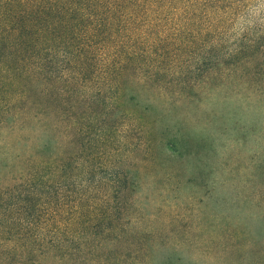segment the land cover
<instances>
[{"label":"clouds","instance_id":"clouds-1","mask_svg":"<svg viewBox=\"0 0 264 264\" xmlns=\"http://www.w3.org/2000/svg\"><path fill=\"white\" fill-rule=\"evenodd\" d=\"M177 7L199 11L203 20L196 19L192 29L195 43L158 71L121 75L116 70L123 57L114 64L120 54L103 46L55 69L52 99L64 114L46 124L52 145L45 151L60 167L47 175L19 165L8 172L0 185V249L6 253L0 264L44 249L83 250L100 257L98 264L109 255L116 264H264V204L242 212L209 205V214L226 223L213 220L207 231H185L166 220L194 203L190 185L207 193L227 173V151L219 146L226 130L253 119L264 123V84L249 91L225 68L245 43L264 39V0H199ZM249 8L258 15L238 37L231 21ZM73 112L86 115L67 121ZM43 143L34 138L37 149ZM24 195L36 203L31 216L17 212L21 204L28 207ZM56 200L75 207L69 205L72 216L54 229L49 216Z\"/></svg>","mask_w":264,"mask_h":264},{"label":"trees","instance_id":"trees-1","mask_svg":"<svg viewBox=\"0 0 264 264\" xmlns=\"http://www.w3.org/2000/svg\"><path fill=\"white\" fill-rule=\"evenodd\" d=\"M185 3L199 0H0V185L18 165L39 169L46 175L60 167L45 151V146L51 150L52 145V138H46L45 133L46 124L64 114L52 99L50 88L52 74L62 60L66 67L70 66L71 61L87 59L103 46L120 54L113 58L114 64L123 57L125 62L116 70L121 75H127L129 69L137 70L134 74L152 72L153 68L158 71L161 65L177 59L184 46L195 43L197 33L192 29L196 19L203 20V14L177 7ZM257 15L255 8L237 14L231 21L232 33L243 37ZM146 64L150 67L143 68ZM225 68L249 91L264 84V39L245 43L237 59ZM81 81L85 78L81 77ZM85 115L73 112L65 119L81 121ZM241 125L240 139L245 143L253 140L255 149L248 159L233 158L229 153L223 160L227 173L207 192L217 194L220 211L242 212L264 204V123L253 119ZM75 131L68 129V134ZM34 138L44 141L41 148L35 147ZM22 199L28 207L21 204L17 212L31 216L36 203L29 195ZM3 201L0 192V210L4 208ZM69 205L70 200H65L64 205L59 200L50 205L54 216H49V221L54 229L64 226L72 216ZM210 215L215 223H226L223 217L217 218L218 213ZM201 222L208 229L214 227L213 222L205 224V217ZM233 234L240 235L236 230ZM111 242L105 238L106 244ZM26 252L17 253L9 264H51L56 256L62 258L60 264H93L94 260L98 264L100 259L83 250L51 253L44 249L38 255ZM5 255L0 249V260ZM103 260L104 264H116L110 255Z\"/></svg>","mask_w":264,"mask_h":264},{"label":"rangeland","instance_id":"rangeland-1","mask_svg":"<svg viewBox=\"0 0 264 264\" xmlns=\"http://www.w3.org/2000/svg\"><path fill=\"white\" fill-rule=\"evenodd\" d=\"M249 121H246L248 123ZM243 126L240 124L237 130H226L224 139L220 143V147L227 151V157L229 153L233 158L248 159L255 149L253 140H249L247 143L240 139L241 130ZM239 138V139H237ZM194 196V203L185 206V214L181 215L177 213L175 217H166L167 225L172 227H182L185 231L192 229H202L207 231L208 228L202 224V218L205 217V224H212L213 215L208 213L209 205L217 207V194L205 193L203 189H198L194 185L189 186ZM222 193V192H221ZM204 209L202 206H204Z\"/></svg>","mask_w":264,"mask_h":264}]
</instances>
